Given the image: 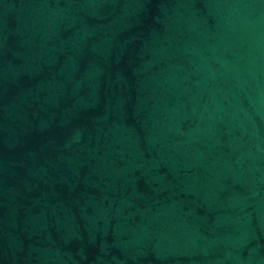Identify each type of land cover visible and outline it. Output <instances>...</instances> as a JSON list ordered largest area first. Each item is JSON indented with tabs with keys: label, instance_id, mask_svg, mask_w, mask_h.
I'll list each match as a JSON object with an SVG mask.
<instances>
[{
	"label": "water",
	"instance_id": "obj_1",
	"mask_svg": "<svg viewBox=\"0 0 264 264\" xmlns=\"http://www.w3.org/2000/svg\"><path fill=\"white\" fill-rule=\"evenodd\" d=\"M0 264H264V0H0Z\"/></svg>",
	"mask_w": 264,
	"mask_h": 264
}]
</instances>
